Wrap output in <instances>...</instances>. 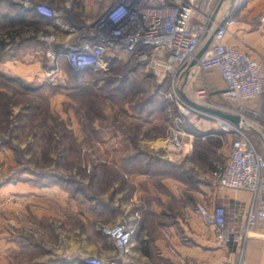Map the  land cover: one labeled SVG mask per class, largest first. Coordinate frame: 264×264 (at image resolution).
Returning <instances> with one entry per match:
<instances>
[{
  "label": "rangeland",
  "instance_id": "rangeland-1",
  "mask_svg": "<svg viewBox=\"0 0 264 264\" xmlns=\"http://www.w3.org/2000/svg\"><path fill=\"white\" fill-rule=\"evenodd\" d=\"M13 27L9 22L0 27L5 34L0 38V177H32L38 185L63 192L71 223L77 224V208L86 211L89 241L97 223L124 220L126 197L136 184L130 178L132 169L146 176L136 214L144 217V207L162 195L166 220L178 213L186 218L184 206L198 202L204 181L200 172L207 169L201 153L223 165L231 142L208 151L207 143L195 140L194 150L176 157L163 141L180 111L170 88L151 69L123 65L108 74L77 75L62 57L52 63L46 53L31 51L27 44L19 48L17 38L13 41L8 34ZM202 84V75L197 76L191 90ZM211 100L231 106L214 92ZM191 119H201L205 127L212 122L187 116L179 124L183 128ZM174 191L181 197L179 212L173 207ZM28 230L46 240L39 227ZM97 244L108 246L102 237Z\"/></svg>",
  "mask_w": 264,
  "mask_h": 264
},
{
  "label": "built area",
  "instance_id": "built-area-1",
  "mask_svg": "<svg viewBox=\"0 0 264 264\" xmlns=\"http://www.w3.org/2000/svg\"><path fill=\"white\" fill-rule=\"evenodd\" d=\"M20 1L55 22L57 30L44 34V41L52 44L58 40V32L68 34L60 52L45 50L52 63L62 57L75 71H100L108 68L109 58L113 57L140 63L151 69L159 82L165 81L180 115L163 142L164 148L176 157L182 158L193 150V135L179 124L187 116L210 120L221 133L230 136L227 160L223 165L216 164L214 177L221 187L251 193L246 220L241 225L229 224L227 209L222 204L209 208L198 201L196 211L213 229L218 243L238 246L235 264H248L247 241L253 227L264 223V151L250 130L192 106L180 92L183 85L194 101L236 113L255 126H264V56L256 57L228 43L231 29L238 23L236 17L229 15L219 25L229 0H90L98 12L88 24L69 22L62 9L45 1ZM216 26L219 27L213 41L198 60L194 74L185 78L191 61ZM201 75L204 84L191 90V84ZM211 92L220 94L231 106L211 102ZM2 166L0 156V174ZM101 230L112 239L116 257L104 260L86 255L87 264H142L132 255L134 229L125 220L103 225ZM172 252L176 253V249ZM180 261L199 264L195 259Z\"/></svg>",
  "mask_w": 264,
  "mask_h": 264
},
{
  "label": "crops",
  "instance_id": "crops-1",
  "mask_svg": "<svg viewBox=\"0 0 264 264\" xmlns=\"http://www.w3.org/2000/svg\"><path fill=\"white\" fill-rule=\"evenodd\" d=\"M33 1H45L54 8L62 9L65 18L75 24L90 23L98 12V8L91 5L90 0ZM230 15L236 17L238 23L232 27L228 43L262 58L264 0H236ZM0 21V27L8 22L17 26L8 34L13 36V41L17 38L15 44L19 48L27 44L29 50L36 53L45 54L47 48L60 52L62 43L68 38L67 33L58 32L56 42L50 44L44 41V34L57 30L55 22L38 14L33 7H25L20 0H0ZM25 35L27 38H19ZM2 37L5 34H0V38ZM38 64L39 62H35L33 65ZM198 127L203 130L215 128L214 132L200 139L207 144L210 138L212 141L220 139L221 145L211 146L212 149L223 148L227 141L231 142L230 136L220 134L212 122L211 126ZM256 127L264 134V126ZM183 129L185 130L184 127ZM191 134L194 150L195 140L199 139ZM254 137L264 151V142L255 134ZM200 156L205 160L207 169L200 172L199 177L204 178V181L199 184L198 201L209 208L218 204L224 205L228 223L243 224L251 204V193L219 186L213 172L215 162L211 157L207 159L203 152ZM130 173L131 180H135L136 184L132 193L126 197L128 204L123 205L125 215L122 217L134 229L132 255L135 260L142 264H182L181 258L195 259L199 264L236 263L239 256L238 246H222L218 243L213 229L204 223L194 203L192 206H184L187 211L186 218L183 219L178 213L172 219L166 220L167 211L163 210L165 198L158 195L160 201H152L147 208L144 207V217L136 214L138 211L135 207H140L141 202L139 196L145 192L143 186L146 176L133 169ZM174 193V211L179 212L183 210L181 197L175 191ZM0 201V264H87L84 261L86 255L98 256L104 260L116 257L117 250L112 239L101 230L106 224L97 223V233L89 241L91 235L86 231V211L77 208V224L71 223L73 221L69 217V201L63 192L53 190V187L38 185L32 177L6 179L0 182ZM38 227L44 231L46 240H39L34 237L35 234L28 233V228L33 232ZM100 237L107 240V247L98 246ZM173 248L176 253L172 252ZM246 255L248 264H264V223L253 227L247 241Z\"/></svg>",
  "mask_w": 264,
  "mask_h": 264
},
{
  "label": "water",
  "instance_id": "water-1",
  "mask_svg": "<svg viewBox=\"0 0 264 264\" xmlns=\"http://www.w3.org/2000/svg\"><path fill=\"white\" fill-rule=\"evenodd\" d=\"M235 2L236 0H229L228 4L224 10V14L222 15L219 25H221L226 18L231 14L234 6H235ZM219 26H216L214 28V30L210 33V35L208 36L207 40L204 42V44L200 47L199 51L197 52L195 58L191 61L189 67L187 68L186 72H185V78L186 77H190L194 74L198 60L206 53V51L208 50L211 42L213 41L214 35L216 33V31L218 30ZM180 92L182 94V96L185 98V100L190 103L192 106L204 110L206 112L209 113H213L215 115L221 116L223 118H226L236 124L242 125L245 128H247L248 130H250L253 134H255L257 137L261 138V140L264 142V134L263 132L256 127L254 124H252L251 122L245 120L243 117H241L240 115L230 112L228 110L222 109V108H218V107H214V106H209V105H205V104H200L196 101H194L192 98H190L184 91V86L182 85L180 88Z\"/></svg>",
  "mask_w": 264,
  "mask_h": 264
},
{
  "label": "trees",
  "instance_id": "trees-1",
  "mask_svg": "<svg viewBox=\"0 0 264 264\" xmlns=\"http://www.w3.org/2000/svg\"><path fill=\"white\" fill-rule=\"evenodd\" d=\"M24 16V15H23ZM23 21H28V20H23ZM21 23V21H20ZM21 25V24H20ZM23 25V24H22ZM24 27V26H23ZM135 66L137 65L136 67H141V68H145L143 65H141L140 63H135L134 61H126V60H122V59H117V58H109V64H108V68L106 69H103V70H100V71H87V72H78V71H75L73 70L77 75L78 74H81V73H94V74H97V73H102V74H108L109 72H111L112 70H115V68L117 67H120V66ZM148 77L151 75V74H146ZM151 77V76H150ZM153 78H155L153 75H152ZM165 86L168 88V84L166 83ZM172 101V100H171ZM173 102V101H172ZM174 103V102H173ZM190 122L189 123H183V127L185 128V130H187L188 132H191L193 133L195 136H196V139L198 138L199 140L204 136V135H208L212 132H214L215 128H210L208 130H203L201 128L198 127V125H200L201 123V119L200 120H195L196 122L193 121V119L189 120ZM210 122V120H208ZM216 127V126H215ZM216 130H217V127H216ZM221 134V132H220ZM217 146V145H221V140L220 139H214L213 141L210 139H208V151H211L212 148L211 146ZM207 155L208 159H210V156L208 155V153L206 152H203ZM216 163V162H215ZM213 165V167L215 168V164ZM213 168V169H214ZM8 177V176H7ZM6 176H1L0 177V182H4L6 179H10L9 177L7 178Z\"/></svg>",
  "mask_w": 264,
  "mask_h": 264
}]
</instances>
